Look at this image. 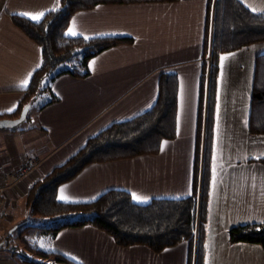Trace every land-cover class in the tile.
<instances>
[{
  "label": "crops",
  "instance_id": "obj_1",
  "mask_svg": "<svg viewBox=\"0 0 264 264\" xmlns=\"http://www.w3.org/2000/svg\"><path fill=\"white\" fill-rule=\"evenodd\" d=\"M11 1L19 2L0 0V116L17 112L24 91L42 63L40 46L12 21L2 23L4 14L43 12L42 20L47 12L59 7L58 0H24L30 10L21 12L20 5L9 8ZM239 1L252 12L264 13V0ZM207 5L208 0H181L173 4L100 6L75 14L67 37L131 38L134 43L95 57L88 78L58 79L52 88L57 102L40 107L26 127L0 134L4 144L0 149V186L11 185L27 159L38 157L42 164L23 179L17 190L19 196L26 195L37 180L66 163L90 138L151 110L158 100L160 75L166 72L179 79L175 139L163 142L154 155L86 167L59 187L58 198L65 203H90L107 191L122 190L130 193L137 204L146 205L156 199L189 197L193 189ZM261 55L264 42L220 58L205 264H264L262 247L232 245L229 241L234 226L264 223V165L255 162L264 158V135L250 132L252 91ZM25 80L27 87L22 88ZM24 198L21 196L20 201ZM26 215L23 210L22 217ZM48 251L78 264L189 261L188 243L161 253L145 246L120 247L111 236L91 226L61 231L51 239ZM5 255L0 256V264H20L10 253Z\"/></svg>",
  "mask_w": 264,
  "mask_h": 264
},
{
  "label": "trees",
  "instance_id": "obj_2",
  "mask_svg": "<svg viewBox=\"0 0 264 264\" xmlns=\"http://www.w3.org/2000/svg\"><path fill=\"white\" fill-rule=\"evenodd\" d=\"M180 1L58 0L59 7L40 22L11 15L12 23L40 46L42 63L24 91L17 112L0 116V120L18 119L24 108H32L43 95L46 99L40 109L57 102L52 86L58 79L88 78L89 65L95 57L114 47L134 43L131 38L67 37L75 14L100 6ZM207 17L192 194L179 200L156 199L146 205L137 204L130 193L122 190L107 191L90 203H65L58 198L59 187L71 182L86 167L154 155L163 142L175 139L179 79L176 74L165 72L160 75L158 100L151 110L101 131L66 163L32 185L25 196V210L28 218H37L42 223L34 225L26 221L14 226L21 245L6 242L0 250L9 252L20 264H78L59 253L40 249L38 241L55 238L66 229L91 226L111 236L120 247L145 246L161 253L188 243V264H205L220 58L264 42V13L252 12L239 0H208ZM250 132L264 135V55L257 58ZM255 162L264 165V158ZM229 241L232 245L252 244L264 249V223L234 226L229 231Z\"/></svg>",
  "mask_w": 264,
  "mask_h": 264
},
{
  "label": "rangeland",
  "instance_id": "obj_3",
  "mask_svg": "<svg viewBox=\"0 0 264 264\" xmlns=\"http://www.w3.org/2000/svg\"><path fill=\"white\" fill-rule=\"evenodd\" d=\"M15 5H20L19 9L21 12H24V10H27V11L30 10L28 2H25L24 0H19V2H17V3L11 1L9 4V8L12 9ZM57 7H58V5H57ZM18 15H20V14H18ZM4 16H5V19L3 20L2 23H4V22H5V24H7L9 22L11 23V16L6 14V13L4 14ZM39 21H37V22H39ZM52 88H53V86H52ZM45 99H46V95H43L41 98H38L36 100L34 106L30 109V111L28 113L29 120L33 119L37 116L40 106H42L45 103ZM29 120L23 122L21 125L16 127L17 129L15 128L14 130H12V129L0 130V134L5 133L3 131H6V133H8V132L11 133V131H18V130L22 129L23 127H26V125H28ZM2 140H3V138H0V149H3V148H1V146H4V144L1 142ZM29 190H27V193L29 192ZM21 196L23 197L26 195L20 194V196H19V193L17 192V190H13V189H10L7 191V200L8 201H6L5 207L0 209V246H2L1 244H5L6 242H9L13 246L21 245V242L18 239L19 237L17 236V232H15V230L12 229L14 226H17V225L24 223L26 221L29 224H34V225H36V224L38 225V224L42 223L41 220H39L37 218H33V217L28 218L27 215L22 217V211L25 210V198L20 201ZM7 239H9V240H7ZM50 242H51V238L44 237L43 239L38 241V246L40 249H42L44 251H48ZM6 253H9V252H6ZM5 254L0 252V256L2 258L6 257Z\"/></svg>",
  "mask_w": 264,
  "mask_h": 264
},
{
  "label": "built area",
  "instance_id": "obj_4",
  "mask_svg": "<svg viewBox=\"0 0 264 264\" xmlns=\"http://www.w3.org/2000/svg\"><path fill=\"white\" fill-rule=\"evenodd\" d=\"M210 60V59H209ZM42 164V160L38 157L27 159L22 169L15 173L14 182L9 186H0V209L5 207L7 200V191L10 189L18 190L23 182V179L33 173Z\"/></svg>",
  "mask_w": 264,
  "mask_h": 264
},
{
  "label": "water",
  "instance_id": "obj_5",
  "mask_svg": "<svg viewBox=\"0 0 264 264\" xmlns=\"http://www.w3.org/2000/svg\"><path fill=\"white\" fill-rule=\"evenodd\" d=\"M30 109H31V106H27L26 108H24V110L22 111V113H21V115H20V117L18 119H14V120L3 119V120H0V130L15 129L16 127L21 125L28 118V113H29Z\"/></svg>",
  "mask_w": 264,
  "mask_h": 264
},
{
  "label": "snow or ice",
  "instance_id": "obj_6",
  "mask_svg": "<svg viewBox=\"0 0 264 264\" xmlns=\"http://www.w3.org/2000/svg\"><path fill=\"white\" fill-rule=\"evenodd\" d=\"M20 15L28 16L29 18H31V19H33V20H39L41 17H43L44 13H43V12H41V13H37V14H32V13H20ZM70 34L75 35L76 33H74V32H70ZM223 59H224V58L222 57L221 60H223ZM27 84H28V80H25V81L22 82L21 87H22V88H26V87H27ZM13 110H14V108H13V109H9V111H13ZM25 111H26V110H25ZM134 198H136V199H140L139 197H135V196H134Z\"/></svg>",
  "mask_w": 264,
  "mask_h": 264
}]
</instances>
